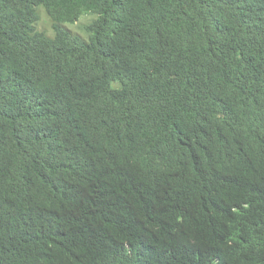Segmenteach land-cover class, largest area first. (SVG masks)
Returning a JSON list of instances; mask_svg holds the SVG:
<instances>
[{"label":"trees","instance_id":"16d2710c","mask_svg":"<svg viewBox=\"0 0 264 264\" xmlns=\"http://www.w3.org/2000/svg\"><path fill=\"white\" fill-rule=\"evenodd\" d=\"M0 264H264V0H0Z\"/></svg>","mask_w":264,"mask_h":264},{"label":"rangeland","instance_id":"374dc122","mask_svg":"<svg viewBox=\"0 0 264 264\" xmlns=\"http://www.w3.org/2000/svg\"><path fill=\"white\" fill-rule=\"evenodd\" d=\"M38 13L41 17V21L38 24L37 31L38 32H43L47 36H52L53 35V30L51 28V19L48 18L47 14L45 11L40 8L38 10ZM91 20L90 16H87L83 19H80V21L76 22L73 25H68L66 28L73 34L78 35L82 38H85L86 34L83 31V26L87 24Z\"/></svg>","mask_w":264,"mask_h":264}]
</instances>
